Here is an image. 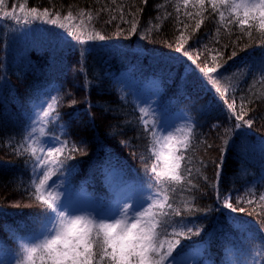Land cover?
Returning a JSON list of instances; mask_svg holds the SVG:
<instances>
[{
    "label": "trees",
    "instance_id": "16d2710c",
    "mask_svg": "<svg viewBox=\"0 0 264 264\" xmlns=\"http://www.w3.org/2000/svg\"><path fill=\"white\" fill-rule=\"evenodd\" d=\"M12 25L83 31L90 46H22L14 64ZM150 77L158 112L192 119L174 177L160 114L144 123L137 105ZM48 156L51 182L98 211L114 171L133 207L157 200L146 236L122 245L93 229L79 264H162L198 248L208 264H264V16L233 0H0V264H62L38 236L57 217L37 182Z\"/></svg>",
    "mask_w": 264,
    "mask_h": 264
},
{
    "label": "rangeland",
    "instance_id": "374dc122",
    "mask_svg": "<svg viewBox=\"0 0 264 264\" xmlns=\"http://www.w3.org/2000/svg\"><path fill=\"white\" fill-rule=\"evenodd\" d=\"M233 1L244 12L257 11L264 16V0ZM10 28L11 36L9 40L12 49L9 48L8 55L14 57V64L19 62L16 58L19 57L18 51L22 46H29L31 50L41 49L42 46V48L50 46L58 49L61 47H76L80 46V44L88 50L90 46L88 44L89 41H86L87 36L82 33L83 31H80L81 34L77 32L76 35L72 29L61 33L52 28H49V31L37 27L31 28L16 25H12ZM191 72V69L184 71V77ZM123 78L125 85H137L133 83L134 79L131 81V78L126 75ZM150 78L146 84H143L141 90L135 94L137 105L144 123L160 114V120L155 131L158 154L166 175L174 177L179 164L177 152L183 148L192 125V119L186 114L173 113L164 115L162 112H158L157 101L161 86L157 79ZM50 163L49 156L47 159L43 158L41 160L37 182L47 192L48 199L57 213V217L38 236H40L41 243L45 247L58 253L62 264L66 260L64 254L68 253L72 262L79 264L77 249L83 247V243H85L84 236H87L89 231L93 229H98L105 236H118L122 245L128 239L138 240L146 236L145 234L152 225V217L157 200L133 207L129 191L120 185V174L114 171L109 174V190L114 192L111 206L105 211H98L94 203L88 198L82 195L69 199L68 190L57 183H52ZM31 244L32 242L29 243V245ZM202 256L203 252L198 248L186 253L178 260L168 256L162 264H208L202 262Z\"/></svg>",
    "mask_w": 264,
    "mask_h": 264
}]
</instances>
